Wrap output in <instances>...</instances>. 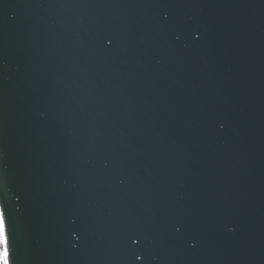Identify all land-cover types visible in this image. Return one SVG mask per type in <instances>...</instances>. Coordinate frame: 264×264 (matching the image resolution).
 <instances>
[{"label": "water", "instance_id": "water-1", "mask_svg": "<svg viewBox=\"0 0 264 264\" xmlns=\"http://www.w3.org/2000/svg\"><path fill=\"white\" fill-rule=\"evenodd\" d=\"M5 3L17 264H264V0Z\"/></svg>", "mask_w": 264, "mask_h": 264}, {"label": "snow or ice", "instance_id": "snow-or-ice-1", "mask_svg": "<svg viewBox=\"0 0 264 264\" xmlns=\"http://www.w3.org/2000/svg\"><path fill=\"white\" fill-rule=\"evenodd\" d=\"M7 7L5 0H0V21L3 20V8ZM166 15V14H165ZM106 47H111L114 43V38L105 37L103 41ZM23 197L17 193L15 196L16 211L20 212L23 208L21 202ZM71 223L75 224L76 219L72 218ZM179 231V229H177ZM69 243L74 249L80 247V242L83 239L82 233L73 228L69 234ZM131 243L135 246H139L143 242V237L139 233L129 237ZM16 235L14 228V221L11 209L8 208L7 202L0 199V264H17L16 261ZM134 259L136 261H143L144 257L142 254H136Z\"/></svg>", "mask_w": 264, "mask_h": 264}]
</instances>
